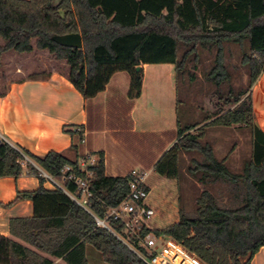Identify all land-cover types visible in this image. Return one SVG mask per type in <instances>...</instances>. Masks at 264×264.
I'll return each instance as SVG.
<instances>
[{
  "label": "trees",
  "instance_id": "1",
  "mask_svg": "<svg viewBox=\"0 0 264 264\" xmlns=\"http://www.w3.org/2000/svg\"><path fill=\"white\" fill-rule=\"evenodd\" d=\"M76 32L81 36V48L52 40L53 35ZM180 40L191 46L178 59ZM226 40L239 45L247 40L249 53L243 54L242 62L248 68V89L235 97L231 91L225 97L219 95L228 104L227 110L217 108L206 120L213 118L209 124L216 126H248L250 157L240 172L230 171L224 159H216L211 147L200 142L202 133L189 132L196 124L180 126L177 118L176 141L155 162L154 169L161 176L176 178L179 152L197 150L203 162L193 160L191 170L199 172L203 180L222 179L240 186L242 197L237 206L224 207L204 189L196 198L192 216L180 211L177 221L155 232L174 238L204 264H251L252 256L264 246V132L254 122L249 91L264 71V0H0V78L10 74L12 81H20L58 71L85 98L102 91L117 71L129 75L127 95L135 98L142 83L141 65L171 63L175 71L180 70L186 54L198 44L216 48L209 75L219 84L227 77L222 60ZM10 52L12 60L1 63L3 55ZM3 88L0 85V90ZM232 103L237 105L230 109ZM75 132L81 140V132ZM25 156L57 180L65 165L79 176L89 173V210L98 217L128 192L131 173L106 175L101 151L94 164L82 168L79 157L70 159L57 151L37 156L0 141V177L21 174ZM27 167L39 185L32 191H18L15 199L31 200L33 214L11 218L9 230L35 250L0 234V264H57L52 258L65 264H88L86 246L99 251L107 264H143L62 189L45 188L43 177L28 161ZM63 184L76 191L70 181ZM109 224L114 231H121L118 221Z\"/></svg>",
  "mask_w": 264,
  "mask_h": 264
},
{
  "label": "crops",
  "instance_id": "2",
  "mask_svg": "<svg viewBox=\"0 0 264 264\" xmlns=\"http://www.w3.org/2000/svg\"><path fill=\"white\" fill-rule=\"evenodd\" d=\"M12 58L11 52L5 53L1 63L5 64ZM141 69L140 93L135 98L127 95L129 75L125 71L112 74L104 89L90 98H85L58 71L20 81H12L7 73L9 75L0 78V85L4 86L0 90V137L10 145L23 147L37 156L57 151L70 159L78 157L79 144L83 143L82 157L86 159L80 157V164L86 161L87 165L91 162L94 164L97 153L101 151L106 175L128 174L129 171L116 170L119 166L112 163L113 146L125 149L134 143L133 148H148L152 140L148 137L153 136L161 143L162 153L176 141L177 104L171 95L174 90L176 98L174 66L171 63L143 64ZM149 69L158 73L151 82L157 86L161 82L169 85V106L159 89L148 90L146 78ZM258 87L263 90V96H256L255 99L260 102V107H264V71L256 80L254 96ZM260 129L264 132V120L260 123ZM69 130L74 133L71 134ZM75 131L81 132V140ZM28 162L35 164L32 160ZM21 166L22 172L17 177H0V234L35 250L12 236L9 230L11 218L30 217L33 214L31 200H16L17 192L32 191L39 185L38 178L30 173L27 161H22ZM43 186L52 189L46 182H43ZM87 249L88 246L85 249L88 261ZM52 260L65 264L60 258ZM251 264H264V246L252 256Z\"/></svg>",
  "mask_w": 264,
  "mask_h": 264
},
{
  "label": "rangeland",
  "instance_id": "3",
  "mask_svg": "<svg viewBox=\"0 0 264 264\" xmlns=\"http://www.w3.org/2000/svg\"><path fill=\"white\" fill-rule=\"evenodd\" d=\"M190 46V43L186 44L181 40L178 42V59ZM244 53H249L247 40H244L240 45L232 40L223 42L222 60L227 77L216 84L217 79H213L209 75L215 63L216 48L209 44L196 45L194 50L186 54L181 69L174 70L176 98L174 90L171 93L174 97L173 102L177 104L176 112L179 125L196 124L189 132L202 133L200 142L202 144L207 143L215 158L224 159L225 165L235 173L241 171L242 164L250 157L251 134L249 127L240 124L211 125L209 123L213 118L207 120L206 118L211 117L217 108L227 110L228 104H224L223 100L218 98L219 95L225 97L231 91V95L235 97L240 90L248 89V68L242 62ZM149 70L146 78L148 90L159 89L165 96L167 106H169L170 101L167 95L170 94L169 85L161 82L157 86L151 82L150 80L155 78L158 73L155 70L154 72L150 70V73ZM255 83L249 91H251L252 96L254 122L260 127L261 121L264 120V107H260V102L255 99ZM236 105L232 103L230 109ZM148 139H152L148 148H133L134 143H130L131 145L125 149L113 146L112 163L119 166L116 169L119 172L126 170L131 173L135 171L138 175L143 171L147 172L145 182L150 187V204L155 211L153 218L149 221L153 233L177 221L180 211L187 216H192L196 208V198L204 189L211 192L221 206L234 207L239 204V199L242 197L240 186L222 179L203 180L200 178L199 172L191 170L194 167L193 160L203 162V155L197 150L179 152L178 176L176 178H166L159 175L152 162L158 160L164 151L160 152L161 143H158L156 137L149 136ZM82 146L83 143H80L79 158L83 154ZM70 156L73 157L72 154ZM24 161H30V159L25 156ZM87 258L88 264H107L101 258L100 252L92 246H88Z\"/></svg>",
  "mask_w": 264,
  "mask_h": 264
},
{
  "label": "built area",
  "instance_id": "4",
  "mask_svg": "<svg viewBox=\"0 0 264 264\" xmlns=\"http://www.w3.org/2000/svg\"><path fill=\"white\" fill-rule=\"evenodd\" d=\"M0 141H4L2 137H0ZM86 165V162L81 163L83 168ZM33 166L37 169L38 175L43 177L44 182L52 188L62 189L73 201L94 217L97 226L110 230L134 251L143 264H204L197 255L174 238L164 233L156 234L151 231L149 221L153 218L155 211L150 204V187L145 182L147 172L138 175L132 171V177L128 181V192L124 199L113 207H107L104 216L98 217L89 210V198L92 195L89 188V173L86 172L84 176H79L72 171L69 165H65L61 169V179L57 180L37 165L33 164ZM64 181L73 183L76 191L67 190L63 184ZM110 220L119 222L120 232L111 228ZM145 229L148 231L144 233Z\"/></svg>",
  "mask_w": 264,
  "mask_h": 264
},
{
  "label": "water",
  "instance_id": "5",
  "mask_svg": "<svg viewBox=\"0 0 264 264\" xmlns=\"http://www.w3.org/2000/svg\"><path fill=\"white\" fill-rule=\"evenodd\" d=\"M52 40L56 43L66 46V47H76L81 48L82 40L79 33H66L62 35H53ZM136 69H140V66L136 67Z\"/></svg>",
  "mask_w": 264,
  "mask_h": 264
},
{
  "label": "bare ground",
  "instance_id": "6",
  "mask_svg": "<svg viewBox=\"0 0 264 264\" xmlns=\"http://www.w3.org/2000/svg\"><path fill=\"white\" fill-rule=\"evenodd\" d=\"M263 93V90L261 89V87H258L257 90H256V93H255V97L256 96H263L262 95ZM263 98V97H262ZM263 100V99H262ZM263 102V101H262Z\"/></svg>",
  "mask_w": 264,
  "mask_h": 264
}]
</instances>
